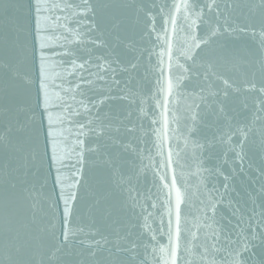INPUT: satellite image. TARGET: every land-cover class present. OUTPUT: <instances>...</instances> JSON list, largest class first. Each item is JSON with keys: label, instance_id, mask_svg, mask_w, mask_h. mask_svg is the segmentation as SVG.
<instances>
[{"label": "snow or ice", "instance_id": "snow-or-ice-1", "mask_svg": "<svg viewBox=\"0 0 264 264\" xmlns=\"http://www.w3.org/2000/svg\"><path fill=\"white\" fill-rule=\"evenodd\" d=\"M16 7L0 4L5 17ZM28 7L30 48L13 41L0 59L9 86L0 102V264H264L253 251L256 241L264 245V167L245 207L229 196V176L204 169L190 223L168 136L180 122V99L186 147H219L241 170L249 150L264 154V0H31ZM248 32L261 45L251 59L211 50L214 38ZM149 73L155 82L145 92ZM117 101L126 103L117 110ZM237 101L250 119L235 118ZM149 117L157 139L142 147ZM204 129L203 143L188 139ZM41 136L48 173L38 179ZM149 172L155 192L140 187ZM220 176L223 192L213 182ZM222 206L235 227L223 223Z\"/></svg>", "mask_w": 264, "mask_h": 264}, {"label": "water", "instance_id": "water-1", "mask_svg": "<svg viewBox=\"0 0 264 264\" xmlns=\"http://www.w3.org/2000/svg\"><path fill=\"white\" fill-rule=\"evenodd\" d=\"M5 2V0H0V4ZM8 2L15 3L17 7L11 12L10 17H5L2 9H0V59L3 58V53L5 50L6 44H10L13 41H17L19 45L30 48V15H29V4L31 0H8ZM202 35L203 32L197 33ZM134 38L139 39L138 35H135ZM147 37H145V41ZM215 43L211 44V50L218 54H226L228 56H237L241 58L251 59L253 56L258 55L261 49L260 37H253L251 32L241 33V34H232V35H222L218 38H214ZM162 43V41H161ZM53 44L55 40L53 39ZM150 46V45H149ZM103 50H101L102 54ZM117 53L121 57H126L124 50L117 49ZM53 71H56L54 68ZM141 75H145L143 68L141 69ZM148 78L142 81L143 89L145 92L149 88H152L155 82V77L151 73L147 74ZM9 87L5 84L2 77H0V102L3 101L5 88ZM190 90V89H189ZM34 101V92L32 94ZM117 105V110L119 106L126 102H114ZM184 101L177 99L175 102V107L177 108V117L180 120L179 124H173L171 127L175 129V133L168 132V136L172 137V145L175 153L178 155L173 156L175 161L173 168L175 170V175L177 178L178 186L182 187V191L187 194V206L182 205V208H185V211L189 213L188 219L190 223H195V218L199 215L198 208L200 204V196L198 189L202 187L201 176L207 177L208 172L204 169H216L219 168L220 171L230 177L229 183L231 184V190L229 196L232 198L233 202H240V207H245L244 202L249 199V195L255 194V190L259 187L261 182V172L260 169L264 167V154H260L256 148H252L247 152V156L244 160L243 170H241L240 161L233 160V155L229 154L227 157L224 155V151L221 148H216L211 152L201 151L196 149L193 144L185 146V135L187 134L186 129L184 128V121L181 119L184 112ZM236 107V112L233 113L235 118L238 121H245L246 118L250 119V113L240 107L239 102L237 101L234 105ZM0 115H2V109H0ZM135 117H133L134 119ZM150 117L144 119V130L141 135L147 141V145H141L142 147H151L152 141L157 139L156 135L152 133V126L150 123ZM207 133V129L201 131L199 135L193 133L188 136V139L193 142L203 143V136ZM71 140V137H69ZM71 143L69 142L66 145V151L70 154L71 152ZM165 150L167 151V143L165 144ZM40 152L41 158L37 159L36 167L33 169L37 173V178L40 176L47 175L48 173V161L42 158L43 153V136L40 139ZM199 156L200 159L197 160L196 157ZM0 159H3V153L0 152ZM227 161V162H225ZM147 162V161H146ZM200 165L199 175L197 174L198 169L197 165ZM163 171V169H161ZM171 176V170L169 171ZM65 177L68 183H71V170L65 169ZM152 174L149 172L146 179L141 180L140 187L142 190H147L152 188ZM213 182L216 184V187L220 188L223 192V176L219 178H213ZM48 190H51V180L48 182ZM152 191L155 192L156 189L152 188ZM162 198V197H161ZM151 201H149L150 205ZM150 211L155 212L149 207ZM223 215L225 217L223 223L228 225V221L231 220V225L229 227H235L236 219L231 217L230 213L226 208L222 206ZM166 216V210H165ZM156 219V224L153 227L159 226V219ZM143 222V221H142ZM148 223L152 224V218L148 219ZM61 224L59 221V213L56 220V229L59 233ZM146 231V229H144ZM193 231H196L193 228ZM162 244L167 243L166 237H159ZM257 247L253 249L255 253V259L261 258L264 256V245H261L259 241H256Z\"/></svg>", "mask_w": 264, "mask_h": 264}]
</instances>
